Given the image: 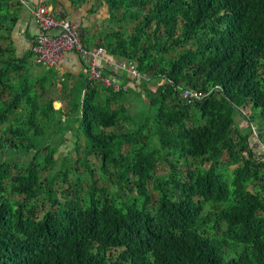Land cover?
Returning a JSON list of instances; mask_svg holds the SVG:
<instances>
[{
  "label": "trees",
  "instance_id": "obj_1",
  "mask_svg": "<svg viewBox=\"0 0 264 264\" xmlns=\"http://www.w3.org/2000/svg\"><path fill=\"white\" fill-rule=\"evenodd\" d=\"M94 1L108 18L80 27L84 49L135 63L137 86L123 74L130 88L113 91L35 63V44L20 53L14 31L37 0H0V264H264V153L249 142L254 127L264 143V0ZM61 7L53 0V15L69 19ZM137 88L145 107L132 112ZM179 88L207 97L185 100ZM65 132L85 144L90 183L81 190L77 160L68 181L65 165L60 201L55 176L42 175L49 140Z\"/></svg>",
  "mask_w": 264,
  "mask_h": 264
},
{
  "label": "built area",
  "instance_id": "obj_2",
  "mask_svg": "<svg viewBox=\"0 0 264 264\" xmlns=\"http://www.w3.org/2000/svg\"><path fill=\"white\" fill-rule=\"evenodd\" d=\"M31 13L41 31L34 47L35 63L58 67L65 53H76L83 62L85 75L89 81L99 82L113 91L128 88L127 85H122L120 76L123 74L130 79L131 85L133 80L141 81L142 77L135 63L115 62L101 48L84 49L80 25L71 19L56 18L47 0H37V6L31 8ZM178 91L183 99L189 101H201L207 97L204 93L189 89L179 88ZM251 133L258 138L256 128L252 127Z\"/></svg>",
  "mask_w": 264,
  "mask_h": 264
},
{
  "label": "rangeland",
  "instance_id": "obj_3",
  "mask_svg": "<svg viewBox=\"0 0 264 264\" xmlns=\"http://www.w3.org/2000/svg\"><path fill=\"white\" fill-rule=\"evenodd\" d=\"M71 10H72L73 16L70 15V19L77 22L80 25V27L81 26L87 27L92 31L98 30L101 27L102 23L105 21V19L108 18L107 6L106 5L99 6V4L95 2L94 0H90L89 3L85 4L80 9L73 8ZM22 11H23L22 15L24 16L27 15L28 13L27 9H23ZM15 45H18L17 47L20 50L19 52H22L24 50H25L24 52L28 51V46L27 45L24 46L23 42H21L20 39ZM31 63H32V59H29L28 67L30 66V76L36 77L41 72V68L36 67V66H31ZM140 82H136L134 85L137 86L138 84H140ZM162 82L163 81H161V83ZM129 86H132V85H129ZM59 89L60 87L57 86L51 92L50 96L56 97L58 95ZM136 91H137L136 93L141 98H143L144 91L138 88ZM59 97H61L60 100L53 103V107L55 109L62 108V103H63L62 100L65 96L60 95ZM139 100L140 99L133 100L134 102L132 101L133 102L132 105L129 106V109L132 112H134L136 109L137 110L144 109L145 106L143 104L145 103V98H143L141 101ZM257 114L258 112L254 108H252V106H249L246 108V115H257ZM242 119L243 118L240 116V114L236 115V126L244 129L243 130L244 132H249L250 130L249 125L247 124L245 120L242 121ZM253 123L254 125L258 124L259 119L255 118ZM73 139L74 138L71 136L69 132H65L62 135V139H61V136L56 137V138L49 140V144H47L48 148H52L54 150V157H53V164L49 167V170H47L44 173V175H42V180L44 181V178L49 179L51 175L55 176V181L53 183L52 188L53 190L57 191L58 193L57 195L60 201L64 200V197L62 196V192H64V190L66 191V189H70V187H68V181H72L73 171L71 168L73 167V163L76 160L79 162L77 163V166H78V173H79L78 177L80 180L81 190H85L88 184L90 183V175L84 170V167H82V163H81L82 161L81 159L84 158L85 144H73ZM259 139H260L259 136L258 138H255L254 136L250 135L249 142L252 146H255L256 151L261 154V153H264V145H260V144H264V143L261 142ZM154 146H156V144H152V147ZM256 146H259V147H256ZM127 150H128V147L124 146L122 153L125 154ZM40 154H44V153L42 152ZM29 158L30 157L22 158L20 160V163L26 164ZM15 161L18 162L17 159ZM89 162L92 163L93 166H95L94 169L96 170L95 171L96 176L100 184L109 185L111 181L115 178L114 176L110 178V175L108 173H103L100 170L99 158L94 159L90 157ZM65 165L67 166V170L69 172V177H68L67 182L63 181V176L61 174V172H63L64 170ZM165 169L166 168L164 166L160 165V167H158V169L156 170L155 175L160 176L161 174H163L162 172ZM108 170L110 173H113V174H117L119 172V169H117L113 165L109 166ZM232 170H233V167H230L229 171H232ZM41 199H42V195L38 197L39 201H41Z\"/></svg>",
  "mask_w": 264,
  "mask_h": 264
},
{
  "label": "crops",
  "instance_id": "obj_4",
  "mask_svg": "<svg viewBox=\"0 0 264 264\" xmlns=\"http://www.w3.org/2000/svg\"><path fill=\"white\" fill-rule=\"evenodd\" d=\"M62 5V10L65 8L69 13L68 18L70 19V15L73 16L72 10L73 7L68 0H57ZM29 5H32L36 2V0H29ZM50 7L53 8V0H48ZM55 5V4H54ZM28 10L27 15L23 16L21 21L19 22L17 28L14 31V39L15 43H17L20 39L23 42L24 46H28V50L34 47L37 37L40 35V27L35 21L32 13L30 12L28 6L26 8ZM18 46V45H16ZM18 49V47H17ZM18 51H20L18 49ZM25 51V50H24ZM22 51V52H24ZM20 52V53H22ZM57 70L60 75L63 74H71L78 75L83 74L85 76L86 72L84 66L81 62V59L75 53H65L63 55L62 60L60 61ZM130 88V87H129Z\"/></svg>",
  "mask_w": 264,
  "mask_h": 264
}]
</instances>
